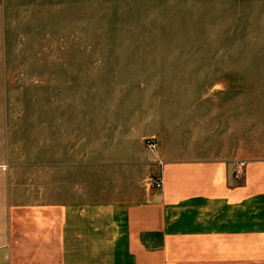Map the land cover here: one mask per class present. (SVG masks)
I'll return each instance as SVG.
<instances>
[{
    "label": "crops",
    "instance_id": "0c3cea01",
    "mask_svg": "<svg viewBox=\"0 0 264 264\" xmlns=\"http://www.w3.org/2000/svg\"><path fill=\"white\" fill-rule=\"evenodd\" d=\"M61 63H43L40 140L19 142L0 5V264H166L194 258L185 245L264 264V157L225 156V132L201 127L172 132L154 157L144 139L159 137L158 118L125 110L111 125L96 104L87 115Z\"/></svg>",
    "mask_w": 264,
    "mask_h": 264
},
{
    "label": "rangeland",
    "instance_id": "374dc122",
    "mask_svg": "<svg viewBox=\"0 0 264 264\" xmlns=\"http://www.w3.org/2000/svg\"><path fill=\"white\" fill-rule=\"evenodd\" d=\"M0 5L7 73L3 107L18 122L19 142L40 140L43 63L60 61L65 73L60 83L79 95L87 115L96 104L99 115L108 111L111 125L125 110L158 118L159 137H149L155 149L144 139L154 157L172 132L200 127L220 138L225 132V156L264 157V0H0ZM22 151L32 149L19 147ZM158 177L152 175L146 185L158 189L151 186ZM183 247L194 258L165 263L232 264L217 260L216 246H208L215 251L210 259L202 258L206 245Z\"/></svg>",
    "mask_w": 264,
    "mask_h": 264
},
{
    "label": "built area",
    "instance_id": "2783aa9c",
    "mask_svg": "<svg viewBox=\"0 0 264 264\" xmlns=\"http://www.w3.org/2000/svg\"><path fill=\"white\" fill-rule=\"evenodd\" d=\"M146 142H147V146L151 149V150H154L155 147H156V140L155 139H151V138H146ZM244 162L241 161L239 162V165H243ZM161 185H162V181H161V178L158 177L156 179H153L152 182H151V186H155L157 188H161Z\"/></svg>",
    "mask_w": 264,
    "mask_h": 264
}]
</instances>
